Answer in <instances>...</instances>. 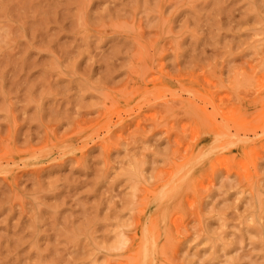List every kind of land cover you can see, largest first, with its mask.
Wrapping results in <instances>:
<instances>
[{"label":"rangeland","instance_id":"rangeland-1","mask_svg":"<svg viewBox=\"0 0 264 264\" xmlns=\"http://www.w3.org/2000/svg\"><path fill=\"white\" fill-rule=\"evenodd\" d=\"M0 264H264V0H0Z\"/></svg>","mask_w":264,"mask_h":264}]
</instances>
